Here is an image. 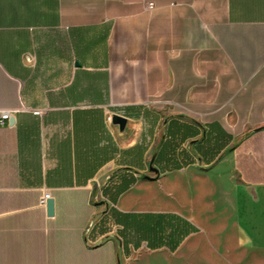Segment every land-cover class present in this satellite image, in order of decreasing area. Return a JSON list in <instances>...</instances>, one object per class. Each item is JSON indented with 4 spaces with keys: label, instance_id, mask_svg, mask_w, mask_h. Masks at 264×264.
<instances>
[{
    "label": "crops",
    "instance_id": "crops-1",
    "mask_svg": "<svg viewBox=\"0 0 264 264\" xmlns=\"http://www.w3.org/2000/svg\"><path fill=\"white\" fill-rule=\"evenodd\" d=\"M5 109L0 264L173 252L223 209L248 243L247 190L264 203V0H0Z\"/></svg>",
    "mask_w": 264,
    "mask_h": 264
},
{
    "label": "rangeland",
    "instance_id": "rangeland-1",
    "mask_svg": "<svg viewBox=\"0 0 264 264\" xmlns=\"http://www.w3.org/2000/svg\"><path fill=\"white\" fill-rule=\"evenodd\" d=\"M247 193L250 205L245 212L241 209L239 224L248 243L238 235L232 213L223 209L204 219L199 233L178 250L136 251L120 264H264V203L257 200L256 193Z\"/></svg>",
    "mask_w": 264,
    "mask_h": 264
},
{
    "label": "built area",
    "instance_id": "built-area-1",
    "mask_svg": "<svg viewBox=\"0 0 264 264\" xmlns=\"http://www.w3.org/2000/svg\"><path fill=\"white\" fill-rule=\"evenodd\" d=\"M154 7L153 3H148L147 8L152 9ZM13 110L5 109L1 112L0 116V123H3L5 120L9 119L12 116ZM33 114L39 115L41 111L38 109H35L32 111ZM50 197V194L48 192H44L43 195L41 196V204L45 205L46 200Z\"/></svg>",
    "mask_w": 264,
    "mask_h": 264
},
{
    "label": "water",
    "instance_id": "water-1",
    "mask_svg": "<svg viewBox=\"0 0 264 264\" xmlns=\"http://www.w3.org/2000/svg\"><path fill=\"white\" fill-rule=\"evenodd\" d=\"M9 121L11 122L12 119L10 118ZM112 121L114 123H117L120 127V129H122L125 125V119L121 116H118V115H113L112 117ZM46 210H47V214L49 216L53 215V212H54V204H53V199L52 198H48L46 200Z\"/></svg>",
    "mask_w": 264,
    "mask_h": 264
}]
</instances>
